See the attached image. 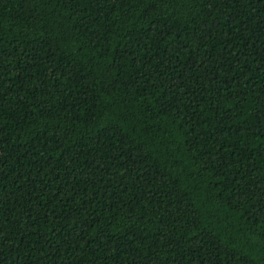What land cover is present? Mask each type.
I'll list each match as a JSON object with an SVG mask.
<instances>
[{"label":"trees","instance_id":"obj_1","mask_svg":"<svg viewBox=\"0 0 264 264\" xmlns=\"http://www.w3.org/2000/svg\"><path fill=\"white\" fill-rule=\"evenodd\" d=\"M0 264H264V0H0Z\"/></svg>","mask_w":264,"mask_h":264}]
</instances>
